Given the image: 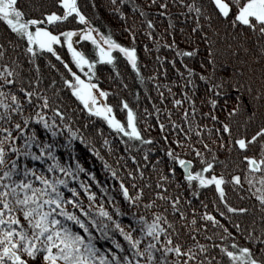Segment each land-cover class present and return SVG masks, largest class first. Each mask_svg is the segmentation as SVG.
Instances as JSON below:
<instances>
[{
    "label": "trees",
    "instance_id": "1",
    "mask_svg": "<svg viewBox=\"0 0 264 264\" xmlns=\"http://www.w3.org/2000/svg\"><path fill=\"white\" fill-rule=\"evenodd\" d=\"M76 3L87 24L75 20L74 14L66 20L48 23V13L63 15L58 0L16 2L24 13L23 19L43 21L36 26L59 37L61 43L52 45L59 60L35 46L34 54L29 53L27 40L0 21V72L7 68L12 76H5L13 81L6 84L5 77H0V92L4 93L0 100L14 108L11 96L15 95L20 105L16 112L9 110L11 119L0 118V130L11 133L10 138L4 139L0 176L14 162L17 167L13 181L31 180L34 186H40L31 173L24 176L25 169L49 179L59 177L67 181L68 188L77 190V198L85 208L89 206L87 189L94 193L90 213L97 223L102 219L98 209L103 207L112 221L133 236L140 234L145 222H152L154 214L159 215L160 226L165 228L172 246L180 244L184 251L191 248L195 260L189 264H232L221 248L238 252L239 247H248L253 257L264 264V206L254 195L261 187L259 179L264 172L249 176L251 172L244 160L245 155L261 158L264 136L257 137L245 150L235 144L236 139H250L264 126V34L239 24L233 27L231 15L227 19L220 17L211 0ZM89 27L103 48L107 45L102 38L110 37L122 47L134 49L136 68L119 49L109 53L111 63L101 60L96 46L82 39L76 42L78 50L94 63L91 71L88 65L77 68L60 33L73 31L81 35ZM34 28L31 27L32 31ZM72 73L106 93L103 97L112 110L110 114L127 131V114L131 110L140 139L129 138L85 108L64 83H75ZM3 113L0 108V116ZM44 123L49 127L45 128ZM16 124H20V129ZM224 124L229 126L230 133L223 131ZM8 132L0 131V139L8 137ZM26 140L31 148L25 145ZM45 144L49 147L44 148ZM169 151L174 158L191 161L189 171L193 175L201 172L209 178L222 176L224 200L216 193L214 184L202 186L196 180L187 181L181 166L169 157ZM48 152L61 167L71 169L76 178L64 176L58 170L48 172V166L53 164ZM26 153L40 159L33 160ZM207 163L213 167L202 172ZM77 164L83 171L77 169ZM233 175L239 177V184L232 181ZM121 183L131 202L125 201ZM68 188L61 186L66 198L71 197ZM138 194L140 198L136 199ZM225 204L246 211L228 212ZM65 207L79 214L71 205ZM117 210L121 215L116 214ZM206 214L219 223L214 225L204 219ZM16 215L24 225L18 210ZM141 216L144 221L139 220ZM165 219L167 223L163 222ZM112 221H105L107 236L90 229L98 254L109 259L113 252L131 257L127 242L113 228ZM164 235L160 234L156 245L159 250L154 251L156 264H160ZM113 240L125 249L124 253L114 247ZM150 241V237H145L140 247ZM233 243L238 247L233 249ZM197 245H203L204 250ZM186 259L172 253L164 256L165 264H182Z\"/></svg>",
    "mask_w": 264,
    "mask_h": 264
},
{
    "label": "snow or ice",
    "instance_id": "2",
    "mask_svg": "<svg viewBox=\"0 0 264 264\" xmlns=\"http://www.w3.org/2000/svg\"><path fill=\"white\" fill-rule=\"evenodd\" d=\"M17 0H0V21L7 25L12 33H15L21 38L27 40V51L34 54V46L41 50L50 52L53 56L59 60L60 57L53 50V44L61 43L57 35L52 34L50 31L42 27H36L34 31L30 30L31 26L43 23V21L37 19H23V11L16 7ZM58 3L63 9V15H57L56 12L48 13L45 16V20L48 23L56 21L66 20L69 16H73L74 19L79 21L81 24H87L85 16L79 10L76 0H58ZM214 5L217 14L220 17L227 19L230 15L232 17L231 24L235 27L237 24L246 26L253 31H258L264 34V0H211ZM163 7V5H161ZM191 7V6H190ZM234 9V11H233ZM199 12V9H196ZM151 26V25H149ZM93 29L88 28L86 32L81 33L80 39L89 40L93 45L96 46L98 55L101 60H107L108 63L112 62V57L109 53L112 49H119L127 59L128 63L132 65L133 69L136 68V57L134 55V49L125 48L117 44L110 37L102 38L107 48L101 47L99 42L93 36ZM64 37L63 43L68 46V51L71 53L72 61L75 63L77 68H82L84 65H88L89 71L92 70L93 61H89L85 54L75 50L72 47L71 37L75 35L73 31H65L60 33ZM68 68V65H64ZM69 71H71L69 69ZM12 76V72L5 68L4 72H0V77H5V83L11 84L12 80L7 79ZM75 83H71L65 80L64 83L72 89V95L75 96L85 108H87L92 114L96 116H102L110 127L123 132L129 138L140 139V134L133 123V113L131 110L127 114V131L119 121L114 117H110L108 113L112 110L107 105L98 107L96 104V97L92 93V89L96 86L91 83H85L75 73H72ZM204 79V77H201ZM23 91V89H21ZM4 93L0 92V96ZM26 95L30 96L31 93ZM101 96L106 95L104 92H100ZM11 100L16 107L12 108L10 105L0 100V108L4 109V113L0 118L11 119L9 116V110L16 112L20 110V105L17 103V97L11 96ZM43 107L48 106L47 98H43ZM175 103H180L175 101ZM214 103V102H213ZM127 107V105H125ZM41 122L43 118L41 117ZM213 119H216L214 116ZM27 120H25V125ZM15 127L20 129V124H16ZM44 127L48 128L49 125L44 123ZM0 131L8 132L7 129ZM223 131L230 133V128L227 124L223 125ZM55 135V133H52ZM264 136V126H261L250 139L238 138L235 140V144L240 150H245L247 146L256 141L257 137ZM11 133L8 132V137L0 139V165L4 164V153L5 148L3 147L4 139L10 138ZM34 137H30L33 139ZM25 145L31 148V144L28 140L25 141ZM223 146V145H221ZM47 144L44 148H48ZM205 147H207L205 145ZM9 151H18L14 148H9ZM33 160L40 159L31 153ZM44 155V149H41V156ZM170 158L175 159L176 163L184 169L185 179L189 182L196 180L202 186L213 185L215 186L216 193L219 194L220 199L223 201L225 197L224 189L222 184L224 183L223 177L212 175L210 178L201 175V172L193 173L189 172V165L191 161H185L178 157H172L171 151L168 153ZM197 155H200L197 153ZM49 159L53 160V164L48 166V172L58 170L63 173L64 176H72L73 179L76 177L72 175L71 169L61 167L58 162L55 161V157L52 156L51 152H48ZM244 160L247 162L248 169L255 173L257 171L264 172V145L261 146V158L259 160L252 156H244ZM16 164L12 163V168L4 171L3 175L0 176V264H156V258L154 251H157L156 245L160 242V234L164 233V241L161 243L162 256L160 258V264H165L164 256L168 253H172L178 257H187L188 259L183 260L182 264H189L190 260H195V255L192 253L191 248L187 251L182 249L180 244L172 246V240L168 236L165 228L160 226L161 216L154 214V219L151 223H144L140 228V234L133 236L132 232H127L121 225L115 221H112V216L108 211L104 210L103 207L98 209V216L102 219L100 223H97L91 213V205L94 200V193H91L85 189V195L89 201L88 208L82 206V202L77 198V190L75 188H68L67 181L59 177L49 179L44 175H36L32 169H25L24 176L27 177L30 173L34 176L35 181L39 182L40 186H34L33 181L24 180L13 181L11 179L13 173L16 171ZM77 169L83 171L82 168L77 164ZM213 167L212 163H207L206 166L201 170L202 172H208ZM171 170V169H170ZM163 179V177H162ZM232 181L235 184L240 183L238 176L233 175ZM248 183L253 184L252 180ZM261 187L256 189L254 193L256 199L264 206V176L259 179ZM61 186L68 188L71 193L70 198H66L64 193L61 191ZM84 188V185H81ZM120 189L123 193L125 201H130L129 193L123 183L120 185ZM258 193V194H257ZM139 194L136 199H139ZM65 205H71L73 209H77L79 214L76 212H70L66 210ZM175 210V205H173ZM228 212H239L244 213L245 208H233L225 204ZM19 211L23 217L24 225L21 220L17 217L16 211ZM117 215H121L119 210L116 212ZM224 215V213H221ZM183 218V214H181ZM204 219L211 221L214 225L219 222L215 218L206 214ZM140 221H144V217H139ZM105 221H112L113 228L119 231L124 241L127 242V251L131 252V257L128 255L118 256L115 252L111 253V258H107L105 255L98 254L99 249L93 243V235L90 229H96L101 232L103 236H107L108 225ZM167 223L165 219L163 221ZM195 223V220L192 221ZM171 227V225H169ZM75 229V230H74ZM82 230V231H81ZM227 232V229H224ZM145 237H150L151 241L143 248L140 247ZM114 247L121 253L125 252V249L117 243L115 240L112 241ZM202 251L204 250L203 245H197ZM238 246L233 243L232 248L235 249ZM264 251V249H262ZM221 252L224 253L232 264H261V261L255 259L248 247H239L238 252L228 250L227 248H221Z\"/></svg>",
    "mask_w": 264,
    "mask_h": 264
},
{
    "label": "rangeland",
    "instance_id": "3",
    "mask_svg": "<svg viewBox=\"0 0 264 264\" xmlns=\"http://www.w3.org/2000/svg\"><path fill=\"white\" fill-rule=\"evenodd\" d=\"M54 23V22H53ZM32 27V26H31ZM37 26L35 25V28H36ZM35 28H34V30H35ZM30 30H32V29H30ZM33 30V31H34ZM80 35H73L72 37H71V43H72V47L75 49V50H77V51H79L78 50V47H77V45H76V42H77V40H79L80 38ZM36 48H38V47H36ZM40 49V48H39ZM82 80V79H81ZM86 83V82H85ZM100 90L98 89V88H94V89H92V93H93V95H95V97H96V104H97V106L98 107H103L104 105H106L105 104V102H104V97L103 96H101L100 95ZM108 115L110 116V117H112V115L110 114V113H108ZM100 117H102V116H100ZM103 118V117H102ZM107 122V121H106Z\"/></svg>",
    "mask_w": 264,
    "mask_h": 264
},
{
    "label": "bare ground",
    "instance_id": "4",
    "mask_svg": "<svg viewBox=\"0 0 264 264\" xmlns=\"http://www.w3.org/2000/svg\"><path fill=\"white\" fill-rule=\"evenodd\" d=\"M191 168H192V164L189 165V169H191ZM189 172H190V171H189ZM249 172H251V171L249 170ZM182 173H183V172H182ZM254 174H255V173H252V172H251V173H249V176H252V175H254ZM183 175H184V174H183Z\"/></svg>",
    "mask_w": 264,
    "mask_h": 264
},
{
    "label": "water",
    "instance_id": "5",
    "mask_svg": "<svg viewBox=\"0 0 264 264\" xmlns=\"http://www.w3.org/2000/svg\"><path fill=\"white\" fill-rule=\"evenodd\" d=\"M180 169L182 170V172H183V174H184V176H185L184 169H183L182 167H180Z\"/></svg>",
    "mask_w": 264,
    "mask_h": 264
}]
</instances>
